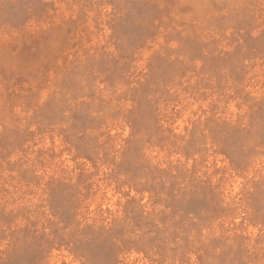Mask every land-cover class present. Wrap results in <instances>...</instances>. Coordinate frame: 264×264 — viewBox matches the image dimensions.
Segmentation results:
<instances>
[{"label":"rangeland","instance_id":"rangeland-1","mask_svg":"<svg viewBox=\"0 0 264 264\" xmlns=\"http://www.w3.org/2000/svg\"><path fill=\"white\" fill-rule=\"evenodd\" d=\"M0 264H264V0H0Z\"/></svg>","mask_w":264,"mask_h":264}]
</instances>
